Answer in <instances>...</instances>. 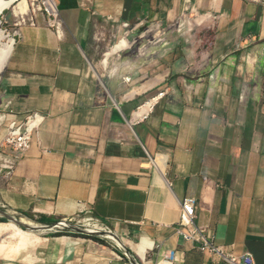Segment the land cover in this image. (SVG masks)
<instances>
[{
    "label": "crops",
    "instance_id": "1",
    "mask_svg": "<svg viewBox=\"0 0 264 264\" xmlns=\"http://www.w3.org/2000/svg\"><path fill=\"white\" fill-rule=\"evenodd\" d=\"M57 2L59 26H23L8 58L9 116L39 120L24 152L0 146V208L24 223L89 211L138 264H223L174 231L191 195L216 244L264 264V0ZM124 22L192 27L193 44L110 52ZM79 234L0 215V264H131Z\"/></svg>",
    "mask_w": 264,
    "mask_h": 264
},
{
    "label": "rangeland",
    "instance_id": "2",
    "mask_svg": "<svg viewBox=\"0 0 264 264\" xmlns=\"http://www.w3.org/2000/svg\"><path fill=\"white\" fill-rule=\"evenodd\" d=\"M26 1V5L28 7L27 11L21 12L19 14H15L14 9L18 12L20 11V4ZM54 3L56 5L57 12L54 14H51L43 4H41L40 0H16L9 8H6L3 10L2 14L0 15V30L4 32L6 35V38L2 40V42H6V39L8 36H12L14 38V43L19 35L20 29L29 24H34V23H43V22H49L52 25H55L56 27L59 26V9L57 6V0H54ZM188 15V16H187ZM190 17H194L188 12H184L183 15L179 18V20L176 23L182 24H188V20ZM175 23V24H176ZM122 35L126 38H123L127 41L129 46L128 50H131L132 52H141L143 48L148 49L151 48L156 42L157 37L162 39V42L165 43V47L168 48L170 45H173L172 43L176 42L178 38H181L180 40H184V38L187 40V42H183L180 44V47H190L192 46V41L194 40V30L192 27L188 26H181V27H167L165 28H160V29H154V28H148V26H139L138 28L132 29L131 26L128 24V27L124 28ZM121 39L118 38L116 40V43ZM188 40L191 42L188 43ZM187 43V44H186ZM14 45V44H13ZM112 46L114 45V42L111 44ZM111 46V47H112ZM124 46V47H127ZM122 47V48H124ZM189 59H192V57H188ZM186 59H183L185 61ZM8 62V61H7ZM7 62L2 69L0 73V140L3 137L5 133V128L6 125L10 119V110L11 108L5 104L3 101V83H4V75H5V70L7 66ZM148 101V100H147ZM145 103V102H144ZM82 218V215L76 216L71 218L72 222H75L80 220ZM26 220H30L33 222H36L32 218H26ZM83 227H89L91 228L92 226L90 225H85L82 222H80ZM79 223V224H80ZM20 232H25L23 230H20L16 228Z\"/></svg>",
    "mask_w": 264,
    "mask_h": 264
},
{
    "label": "built area",
    "instance_id": "3",
    "mask_svg": "<svg viewBox=\"0 0 264 264\" xmlns=\"http://www.w3.org/2000/svg\"><path fill=\"white\" fill-rule=\"evenodd\" d=\"M122 25L124 28L128 27V23L126 22L122 23ZM125 80H128V77ZM9 115L13 116V112L10 111ZM38 120L39 115L37 112L28 114L24 121H17L14 117H10L5 128V133L0 140V146L8 147L16 154L24 152L29 147L31 135ZM13 165L14 157H10L5 158L1 167L9 172L13 168ZM195 209V198L191 195L183 196L180 201L178 219L174 226L176 234L180 235L185 241L194 244L201 252L218 257L223 261V264H255L249 252L245 251L241 254H233L224 250L223 246L216 244L213 236L204 227L195 224ZM87 212L89 211H86V214ZM86 214L84 212L82 217ZM90 218L92 223H94L92 227L109 229L91 215ZM77 221L80 222L78 219ZM165 258H174V256L172 253H168L165 255Z\"/></svg>",
    "mask_w": 264,
    "mask_h": 264
},
{
    "label": "water",
    "instance_id": "4",
    "mask_svg": "<svg viewBox=\"0 0 264 264\" xmlns=\"http://www.w3.org/2000/svg\"><path fill=\"white\" fill-rule=\"evenodd\" d=\"M0 215L6 218H9L13 222L19 224L23 228L34 231H62L67 230L70 232L80 233L89 236H96L101 238H106L112 243L116 244L124 253L125 257L130 261L131 264H138L137 261L131 256L129 251L121 243L119 238L111 232L110 229H101L95 227H83L82 224L78 221L72 222L71 219L61 218L57 219L50 223H24L13 215L8 214L6 211L0 208ZM80 223V224H79Z\"/></svg>",
    "mask_w": 264,
    "mask_h": 264
},
{
    "label": "bare ground",
    "instance_id": "5",
    "mask_svg": "<svg viewBox=\"0 0 264 264\" xmlns=\"http://www.w3.org/2000/svg\"><path fill=\"white\" fill-rule=\"evenodd\" d=\"M16 0H0V15L2 14L3 10L6 8H9ZM41 4L45 6L47 11H49L51 14H54L57 12L56 5L54 3V0H40ZM28 7L26 5V1H23L20 4V11H16L14 9L15 14H19L21 12L27 11ZM6 38V35L4 34L3 31L0 30V73L2 69L4 68L6 62L8 61V58L10 57V53L13 48L14 44V38L12 36H8L6 39V42H2V40ZM124 38V37H123ZM121 38L117 43H115L112 48L110 49V52H116L119 49H121L124 46H127L128 43L125 39ZM151 104V100L146 101L143 103L136 111H135V116L141 117L143 113H145L149 106ZM74 219V218H73ZM80 222H82L85 225H90L94 226L90 218V213L84 215L81 219ZM86 227V226H85Z\"/></svg>",
    "mask_w": 264,
    "mask_h": 264
},
{
    "label": "trees",
    "instance_id": "6",
    "mask_svg": "<svg viewBox=\"0 0 264 264\" xmlns=\"http://www.w3.org/2000/svg\"><path fill=\"white\" fill-rule=\"evenodd\" d=\"M27 215H28V214H27ZM54 220H56V219H50V220H47V219H42V218H41L39 221H42V222H45V221H47V222H52V221H54ZM56 233H61V232H56ZM79 235L86 236V237L92 238V239H94V240L100 241V242H102V243H105V241H104L103 239H101V238H99V237H96V236H89V235H84V234H79Z\"/></svg>",
    "mask_w": 264,
    "mask_h": 264
}]
</instances>
